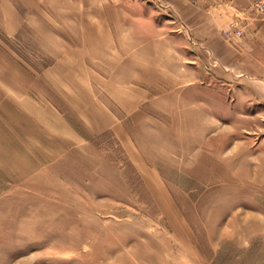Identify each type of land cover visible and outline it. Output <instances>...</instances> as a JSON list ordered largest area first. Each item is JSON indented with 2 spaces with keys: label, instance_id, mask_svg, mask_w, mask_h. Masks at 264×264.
I'll return each mask as SVG.
<instances>
[{
  "label": "rangeland",
  "instance_id": "1",
  "mask_svg": "<svg viewBox=\"0 0 264 264\" xmlns=\"http://www.w3.org/2000/svg\"><path fill=\"white\" fill-rule=\"evenodd\" d=\"M166 2L0 0V264H264V104Z\"/></svg>",
  "mask_w": 264,
  "mask_h": 264
},
{
  "label": "crops",
  "instance_id": "2",
  "mask_svg": "<svg viewBox=\"0 0 264 264\" xmlns=\"http://www.w3.org/2000/svg\"><path fill=\"white\" fill-rule=\"evenodd\" d=\"M167 1L177 17L173 21L176 25L181 24L183 30L193 34L195 31H192V23L196 21L193 17L196 15L201 21L198 26L202 33L197 39L194 38L205 53L203 57L199 56V63L213 64L211 73L230 83L228 87L233 90L232 96L244 94L251 102L264 104V24L251 15L242 13L252 0ZM235 15L243 18L245 25L241 36L232 37L228 43L220 33ZM205 49L210 51L211 60ZM216 92L215 96L222 104L223 94Z\"/></svg>",
  "mask_w": 264,
  "mask_h": 264
},
{
  "label": "built area",
  "instance_id": "3",
  "mask_svg": "<svg viewBox=\"0 0 264 264\" xmlns=\"http://www.w3.org/2000/svg\"><path fill=\"white\" fill-rule=\"evenodd\" d=\"M244 14H249L259 22L264 24V0H252L249 6L242 11ZM245 20L235 15L229 22L228 26L222 30V37L231 42L232 37H240L242 29L245 25Z\"/></svg>",
  "mask_w": 264,
  "mask_h": 264
}]
</instances>
